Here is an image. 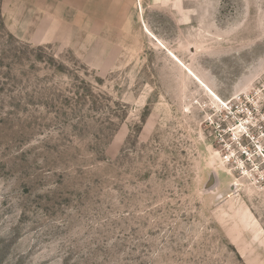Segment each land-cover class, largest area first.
Returning <instances> with one entry per match:
<instances>
[{"label":"rangeland","instance_id":"rangeland-1","mask_svg":"<svg viewBox=\"0 0 264 264\" xmlns=\"http://www.w3.org/2000/svg\"><path fill=\"white\" fill-rule=\"evenodd\" d=\"M47 6L0 9V264H264V0Z\"/></svg>","mask_w":264,"mask_h":264},{"label":"crops","instance_id":"crops-1","mask_svg":"<svg viewBox=\"0 0 264 264\" xmlns=\"http://www.w3.org/2000/svg\"><path fill=\"white\" fill-rule=\"evenodd\" d=\"M48 0H1L0 9L4 16L9 17L10 21L8 24H11V31L15 34H20L19 30L22 25L30 24H36L33 30L30 31V35L26 37V39L37 42V43H46L48 39H46L48 36H45L44 34L37 35L36 31H45V24L48 23L50 20L47 18L49 15H57L59 10L53 11L51 8L47 6ZM62 2H57V7L61 6ZM22 8V9H20ZM23 10V17H21V13ZM61 10V8H60ZM58 11V12H57ZM32 15H37L36 19H30L27 18ZM60 14V12H59ZM58 19H56L57 21ZM19 25V26H18ZM25 38V37H24ZM40 38V40H38ZM44 38V39H43Z\"/></svg>","mask_w":264,"mask_h":264}]
</instances>
